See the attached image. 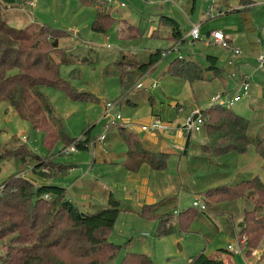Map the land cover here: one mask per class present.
Segmentation results:
<instances>
[{
	"label": "rangeland",
	"instance_id": "374dc122",
	"mask_svg": "<svg viewBox=\"0 0 264 264\" xmlns=\"http://www.w3.org/2000/svg\"><path fill=\"white\" fill-rule=\"evenodd\" d=\"M29 1L3 2L4 16H7L9 22L16 26H27L29 29H34L46 23L67 31L65 36L58 38L59 45L57 48L51 49L50 54L57 61L61 56L73 59L61 63L60 74L68 79L78 91H86L84 95L88 101L73 100L62 90L52 87H42V90L51 102L55 113L63 118L68 134L79 139L83 138L82 130L87 126L92 127V137H97L103 131L104 124L109 122L119 109L123 118L118 122L122 123L130 120L143 121L148 117L150 109L165 114L163 108H168L170 103L175 102L184 107L189 105H195L198 108L209 106L213 103L210 95L213 92L216 93L218 89L216 90L210 84L198 89L197 82L201 80L199 82L201 84L213 79L218 80L221 75L208 73L203 79H195L194 82L188 81L165 73L167 63L175 56L180 55H190L194 61L203 63L204 54L213 53L218 57V65L223 66L226 52L219 45L206 42L209 39L207 32L215 28L224 29L228 26L235 28V31L247 39L264 37L262 30L258 28L264 24V0H254V4L248 10L255 28L253 31H248L250 25L243 16L246 12L238 11L240 6L236 5L234 0H230L231 6H227V12L223 11L222 13H219V8L224 10L225 6L218 2L212 3V0H105L115 19L106 32L96 31L92 28L96 10L94 5H86L80 0H34V5ZM161 14L174 17L187 35V39L180 42L179 49H175L177 42L170 40L169 27L158 26L157 20ZM134 24H138L140 27L136 31L133 29ZM191 24H199L201 37L205 40L192 39L188 35ZM153 31L154 36L151 35ZM156 48L163 49L166 55L148 69L151 76L158 80L157 87L151 89L154 101L150 103L147 100L145 103H139L135 107V111L132 112L129 111L128 105H125L124 110L117 105L105 114L104 106L107 101L118 100L121 104L125 100V97H120L122 91L117 76L104 72L107 62L115 59L120 52L133 55L136 60L144 59L149 51ZM242 53L241 49V55ZM82 55H85L87 60L78 59ZM126 68L132 69L131 67ZM242 71H245V74L250 78L251 90H255L257 100L264 103V96L260 95L262 87L264 88V66L258 68L257 62L250 59L242 65ZM135 87L136 84L128 92L129 96ZM231 90V87H228L225 92ZM230 106L249 118L251 124H261L256 122V114L262 109L257 107V102L248 101V98L243 97ZM127 116L131 118H126ZM42 139L43 134L40 130L32 129L26 119L13 112L6 101L0 100V152H3L5 157L0 171V179L14 173L15 176L30 180L34 185L38 184L40 176L32 171V164L27 162L24 165V163L15 162L11 151L25 143L28 148L45 155L47 149L44 147ZM167 141L170 145L174 143L172 140ZM59 148H61V144L58 142L53 150L57 151ZM96 150H98L97 147ZM96 152L94 153L90 147L58 155V161L73 163L76 166L64 176L56 178L55 181L62 182L74 194L78 191L71 185L78 180L91 181L96 178L111 187L113 180L116 179L114 167L100 160L93 162ZM242 153L245 158H251V153L257 155L256 159L259 162L256 163V160H253L245 166V163L250 160L246 159L243 163L244 168L245 171L249 169L252 174L264 180V159L257 153L255 147L253 149L251 145H248L245 153ZM206 154L211 158V165L216 161L221 162V158H218L219 155ZM239 162L241 163V161ZM218 171L223 172V169ZM226 171H229V176L223 178H226L227 182H231L232 179L233 182L244 174L236 165V160L232 161L231 167ZM201 177H194L193 181L206 180L208 183L206 188L222 181V178L211 173L200 179ZM205 189L200 193L196 189V192L185 193V198L179 205L177 204L176 208L180 210L190 206L195 199L194 196L200 197L202 200ZM76 199L77 202L83 201L80 198ZM149 205L150 207L145 208L146 216L142 213L144 208H141L140 213L144 217L156 215L158 219L166 218L162 211L154 213L157 203ZM257 205L255 200H251L248 196L207 203L211 210V216H218L220 219L217 221L218 230H213L208 221L197 217L189 223L186 229L182 230L178 222L179 215L173 213L170 220L172 230L163 235H156L158 220L145 221L130 215H122L115 221L109 233V239L121 245L112 263L119 264L127 251H133L147 254L151 259V264H189L190 259L200 251L212 255L218 248H227L229 244L236 245V242L244 240L243 244H238L244 249L243 254H230V263L264 264V234L259 244L251 249L249 255H246V237L236 233L239 230L243 210L252 209ZM79 206L82 208L83 205ZM226 222L236 228L232 237L225 229ZM28 231L29 226L25 225L18 231L0 236V258L18 255L24 246L25 236L23 237V235ZM142 232L147 233L142 234Z\"/></svg>",
	"mask_w": 264,
	"mask_h": 264
},
{
	"label": "trees",
	"instance_id": "16d2710c",
	"mask_svg": "<svg viewBox=\"0 0 264 264\" xmlns=\"http://www.w3.org/2000/svg\"><path fill=\"white\" fill-rule=\"evenodd\" d=\"M80 1L96 7L93 30L106 32L115 20L106 1ZM3 2L13 3L15 0H0V100L6 101L13 112L26 119L32 129L42 132V143L47 149V153L41 155L24 143L14 148L11 155L15 162L24 165L31 163L32 171L48 181L34 185L30 180L15 176L14 173L1 180L0 236L18 231L25 225L29 226V231L23 235L24 246L21 252L16 256L0 258V264H113L112 260L121 245L111 241L109 233L119 215L120 201L109 190L105 206L82 209L66 197L64 186L53 181L54 178L67 174L75 165L58 161L57 156L61 155V149L69 144H74L76 149H88L96 138L91 135V126L82 130L83 138L70 136L63 118L55 113L42 90V87H52L62 90L73 100L88 101L84 95L86 91H78L60 74L61 63L73 59L61 56L57 61L50 54L51 49L58 47V38L65 36L67 31L46 23L34 29L11 24L9 18L4 16ZM239 2L248 5L253 0ZM157 24L159 27H169L173 42L182 43L187 39L174 17L161 14ZM133 27L134 31L140 28L138 24ZM151 35H155L154 31ZM162 52L161 48L150 51L145 61L120 52L115 59L107 62L104 72L117 76L122 91L120 97H125L126 102H129L128 92L133 89L140 76L164 57ZM78 59L85 61L87 57L82 55ZM165 73L193 81L203 79L208 73L222 75L223 68L218 65L217 56L211 53L204 54L203 63L194 61L190 55H180L167 63ZM201 112L204 117L203 129L207 136V141L201 144L203 151L210 155L242 153L252 143L264 159V135L250 133L249 118L231 106L217 102L201 108ZM117 129L123 138L127 137L124 126L119 125ZM58 142L61 148L54 151ZM131 143V153L139 160L147 162L155 169L166 166L169 155L167 152L150 150L138 138ZM4 159V153L0 152V171ZM45 193L50 197H45ZM203 193L204 200L202 198L201 201L206 205L213 201L232 200L242 196H248L258 204L252 209L243 210L239 230L236 232L241 236L245 235V254L249 255L264 234V180L257 175H251L208 187ZM148 207L149 204L143 205L142 213L145 216V208ZM199 213L201 211L195 206L183 209L179 213L180 228L186 229ZM165 215L166 218L158 219L156 235L167 234L172 230V213L166 212ZM227 226L229 233L234 234L236 228L228 222ZM217 252L233 253L228 248H218ZM218 253L208 255L200 251L190 259L189 264H227ZM119 264H151V259L145 253L127 251Z\"/></svg>",
	"mask_w": 264,
	"mask_h": 264
},
{
	"label": "crops",
	"instance_id": "0c3cea01",
	"mask_svg": "<svg viewBox=\"0 0 264 264\" xmlns=\"http://www.w3.org/2000/svg\"><path fill=\"white\" fill-rule=\"evenodd\" d=\"M213 2H218L223 6H225L224 10L219 8V13H222L223 11L227 12L226 8L227 6L230 5V0H212V3ZM234 2L236 3V5L240 6V9L238 11H241L242 13L246 12L243 16L250 25V29L248 31L255 30L252 24L251 16L249 15V11H248L255 1L253 0L252 3L247 5V7L241 4L239 0H234ZM192 25L193 24H191L190 27ZM258 28L262 30L261 32L262 35L264 36V24L263 26H259ZM222 30L231 44L239 46L243 50L242 55L236 58L235 67L239 72L241 73L244 72L243 74H245V71H242V65L250 59L256 61V54L264 50V37L261 38L259 36L256 38L247 39L244 36H242L241 33L235 31L236 30L235 28L229 26L225 27ZM201 40H205V39H201ZM206 42L210 44L208 40H206ZM178 43L180 42H177V44ZM178 48H180V45ZM223 50L226 53L224 58V65L221 66L223 68V74L221 75V78H218V80L213 79L211 81H206L201 84H199V82H201V80H199V82H197L198 89L210 84L214 86L216 90L218 89L217 92L219 91L225 92L226 88L231 87V89H233L238 84L237 79L231 77L227 73L228 68L225 65V61L228 56L229 50L224 48ZM148 54L146 58L139 60L145 61L148 57ZM248 79L250 83V78L248 77ZM142 80L148 81L147 84H149L152 80H156V79L151 76V73H149L148 70L144 74H142V76H140V78L136 83V87H135L136 89L134 88V90L131 93V96L128 95L129 102H126L125 101L126 98H125L124 102H121L119 106L120 108H123L124 110L125 105H128L130 109L129 111L132 112L133 110L135 111V107L139 103H143V102L145 103L147 100H149L150 103L154 101L151 94L152 92L151 89L157 87L158 82L157 85L154 87L148 86L147 88H143L139 85V83ZM214 93L215 92H213V94ZM260 95L264 96L263 87ZM211 96L212 94L210 95V99ZM243 97L248 98V101L252 100L253 102H257L258 103L257 107L260 109L262 108L261 111L256 114V120H257L256 122L261 124H251L250 122L249 131L252 135L263 136L264 135V103L263 101L261 102L257 100L258 98L255 93V90L253 89L251 90V83L249 86L248 93L243 94L241 98ZM195 107H196L195 105L185 106L181 112H177L176 109L172 106V103H170L168 108H163V110H165L166 112L165 114L163 112L162 113L154 112L153 109H150L149 111L150 113H148V117L144 118V120L148 121L153 116H159L165 122H169L170 124L173 125V128L167 131H162V130L139 131L137 127H135V129L126 127L125 122L123 121L124 123L118 122L115 126L111 127L107 131L106 137L103 141L101 142L98 141L96 137L92 145H90L94 153L97 151L93 157V162L100 160L114 167V170L116 172V179L113 180L111 187L105 183H102V181L96 178H94V180L91 181L78 180L76 181L77 183L74 182L71 185V187H74V189L78 191L74 194L70 192L69 187H66L62 182L55 181L56 178H54L53 181L64 186L67 192L66 197L70 200L73 199L74 202L76 201L75 202L76 204L78 203L79 205H83L82 209H92L94 206L97 207L105 206L107 204V192L111 190L115 195V197L120 201L121 209L117 219L122 215H127V216L130 215L132 217H136L138 219H142L145 221L146 220L157 221L158 218H156V215L152 217H144L140 213L143 205L157 203V206L154 208L156 212L154 213H157V211H162L163 213L170 212L172 213L173 216L174 210H177V215H179V213L183 210V208L179 210L176 208V206L177 204L179 205V203L182 202V200L185 198L184 196L185 193L188 192L190 193L191 191L196 192V190H198V192L200 193L202 192L203 189L207 187L208 183H206L207 182L206 180L204 181L200 180L195 182L193 181L194 177L202 176L200 178L202 179L211 173L214 176H219L220 178H222L221 179L222 181H219L217 184L227 182L228 180L226 178L227 176H229V171L227 172L226 170H228V168L231 167V163L233 160H236V165L239 166L240 171L244 173L243 175H240V178L254 175L249 169L248 170L246 169L245 171L243 163L246 161V159H250V160H248V162L245 163V166L249 165V163H251L253 160H256V163L259 162L258 159H256L257 155L255 153H251V158H245V155L243 153H233V152L225 155H219L218 158H221V162L216 161L213 165H211L210 156H208L206 152L203 151L201 148V144L207 141L204 130L201 129L200 131L197 132H190L188 135L180 134L177 131L176 128L178 124L183 120V118L188 113V111ZM128 117L130 116H127L126 118ZM119 125H122L126 128L125 129L127 133L126 138L125 137L123 138L118 133L117 128ZM129 135H131V137H129ZM137 138L144 147L153 151H164L169 154L165 168L162 169L152 168L147 162L139 160V158L135 157L133 153H131L132 152L131 148L133 147L131 142L132 140ZM167 140H172L174 141V143L170 145ZM250 145L254 149V145L253 144ZM95 146L98 148V150H96ZM239 161H241V163ZM75 166L76 164L74 165V167ZM219 169H223V172L218 171ZM208 171L210 172L208 173ZM223 177L226 178L224 179ZM232 180L230 181L232 182ZM47 181H48L47 178L40 177L37 183L47 182ZM76 198H80L83 201L77 202ZM194 198H199L201 200L200 197L194 196ZM190 206H192V202ZM210 211L211 210L207 206V209L205 211H201V213L198 214L197 218H202L205 221H208L209 226L213 230L216 229L218 230L219 224L217 223V221L218 220L220 221V219L218 218V216H211L212 214H210ZM225 229L227 233L232 237V235L228 231L227 225L225 226ZM146 233L147 232H142V234H146ZM217 253L218 252L216 250L212 255H215ZM218 254L225 260L227 264H231L229 261V255L233 253L230 252V253H218Z\"/></svg>",
	"mask_w": 264,
	"mask_h": 264
},
{
	"label": "built area",
	"instance_id": "2783aa9c",
	"mask_svg": "<svg viewBox=\"0 0 264 264\" xmlns=\"http://www.w3.org/2000/svg\"><path fill=\"white\" fill-rule=\"evenodd\" d=\"M30 3L33 5L35 4L34 0H30ZM188 35L192 37V39H203L200 34L199 24H193L188 31ZM209 39L208 42L210 44H217L221 48L229 50L228 56L225 61V65L228 68L227 73L231 76L237 79L238 84L230 91V92H216L212 94L211 100L213 102L220 103L222 105L230 106L234 102L238 101L243 94H247L249 91V79L248 76L239 72L237 68L235 67V61L236 58H238L241 55V48L239 46L233 45L230 43L228 38H226L224 32L222 29H212L207 34ZM260 40V39H259ZM258 40V41H259ZM180 43H178L175 46V49H179ZM174 49V50H175ZM163 55H166L165 52H162ZM256 62L257 67H263L264 66V50L258 52L256 54ZM148 81H141L139 85L143 88H147L148 86L154 87L157 85L156 80H152L149 84H147ZM120 106V102L118 100L114 101H107L105 103V114L109 113L115 106ZM172 106L176 109L177 112H181L184 109V106L179 103H172ZM123 118L120 109L114 114L112 119L104 124L103 131L97 136L98 141H103L106 137L107 131L115 126L118 123V120H121ZM203 122L204 117L201 112V108L195 107L188 111V113L185 115L183 120L178 124L177 131L180 134L188 135L190 132H197L200 131L203 128ZM125 126L129 128L137 127L139 131H146V130H162L167 131L169 129L173 128V125L169 122H165L161 119L159 116H153L148 121H137V120H130L128 122H125ZM76 149L74 144H69L64 146L61 149V154H69L73 152ZM2 181L0 179V191L2 189ZM45 197H50L48 193L44 194ZM192 206L197 207L200 211H205L207 209V206L204 202H202L199 198H195L192 201ZM174 213H177V210H174ZM241 242H244V240H240ZM227 248L232 251L233 253H243L242 247L238 245L236 242V245L229 244Z\"/></svg>",
	"mask_w": 264,
	"mask_h": 264
}]
</instances>
